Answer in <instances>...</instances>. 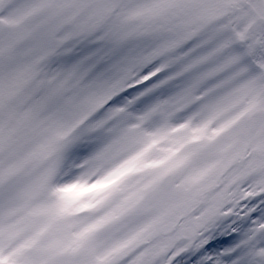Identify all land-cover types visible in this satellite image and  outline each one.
Listing matches in <instances>:
<instances>
[{
	"label": "snow or ice",
	"instance_id": "6c2138e0",
	"mask_svg": "<svg viewBox=\"0 0 264 264\" xmlns=\"http://www.w3.org/2000/svg\"><path fill=\"white\" fill-rule=\"evenodd\" d=\"M0 264H264V0H0Z\"/></svg>",
	"mask_w": 264,
	"mask_h": 264
}]
</instances>
